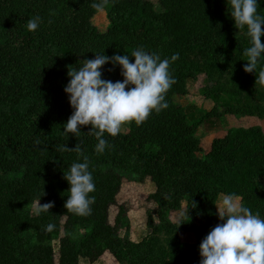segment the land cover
Instances as JSON below:
<instances>
[{
  "label": "trees",
  "instance_id": "16d2710c",
  "mask_svg": "<svg viewBox=\"0 0 264 264\" xmlns=\"http://www.w3.org/2000/svg\"><path fill=\"white\" fill-rule=\"evenodd\" d=\"M94 3L101 6L93 7ZM159 3L162 11H156L148 0H0V264H55L54 249L48 242L60 232L65 235L57 239V264H78L80 259L94 263L105 253L119 264H166L153 254L154 244L131 242L123 206L118 207L114 223L109 221L108 211L116 203L122 178L136 184L150 181L156 187L147 198L159 209L158 224L147 214L152 234L163 230L179 237L202 231L191 248L179 243L171 249L170 264H199L198 246L219 222L217 199L228 193L224 181H215L236 164L232 152L241 137L213 139L204 152L197 132L211 114L194 118L174 98L185 96L195 81V70L184 66L188 52L198 51L219 72H225L229 25L218 16L216 0ZM59 6L65 15L55 20L53 10ZM101 11L109 22L104 36L92 23ZM37 15L42 23L30 32L27 21ZM107 36L122 39L116 51L120 54L131 55L143 46L161 58L179 53V59L170 65L175 83L166 94L168 108L153 113L139 126L131 123L125 134H106L110 147L97 154V140L88 133L90 126H82L75 136L62 132L72 113L63 88L69 79L68 67L78 68L82 60L95 54L112 56V49L100 45ZM110 68L113 70L108 71ZM102 74L113 82L123 79L119 66L113 68L110 63L102 66ZM227 112L236 117L252 115L241 108H228ZM242 131L256 145L264 146L258 128ZM65 144L69 149L81 147L93 174L95 191L90 195L95 202L86 217L64 208L69 185L63 173L72 160L82 162L78 153L60 150ZM262 147L256 152L260 154ZM259 177L264 179V174L253 176L252 189L245 181L237 195L250 209L253 205V214L264 219V193L256 182ZM39 196V203L53 202V207L36 217L27 205ZM182 203L190 219L185 215L181 225V221H165L162 213L178 211ZM48 223L55 224L52 232L44 230ZM76 231L81 234L74 239Z\"/></svg>",
  "mask_w": 264,
  "mask_h": 264
},
{
  "label": "clouds",
  "instance_id": "9594fccd",
  "mask_svg": "<svg viewBox=\"0 0 264 264\" xmlns=\"http://www.w3.org/2000/svg\"><path fill=\"white\" fill-rule=\"evenodd\" d=\"M229 2L235 28L245 30L250 38V46L245 49L247 60L243 71L255 74L258 65L264 63V43L261 42L264 16L258 14L259 5L264 0ZM92 6L101 5L94 3ZM41 23L42 18L34 16L27 21V30L35 32ZM177 59L179 53L161 58L159 53L138 46L131 55L109 57L103 53L95 54L94 58L82 60L78 68L68 67L69 79L63 91L72 113L63 124L62 132L75 136L81 133L82 126H90L88 133L97 140L95 151L102 154L110 147L106 134L116 137L125 126L131 123L139 126L153 113L168 108L166 94L175 83L170 65ZM109 63L113 68L119 66L122 80L113 82L103 78L102 66ZM258 82L264 83V69L258 72ZM60 150L74 151L82 158V162L72 163L63 173V179L69 185L64 208L77 216H89L95 202V197L90 195L95 191V183L88 157L79 145L69 149L65 144ZM41 196L36 198L32 207V214L36 217L49 213L53 207V202L39 203ZM216 210L219 222L198 246L199 264H264V219L253 214L236 193L221 194ZM185 215L190 219L188 209L180 213L179 225L183 224ZM54 229L55 224L48 223L44 230L52 232Z\"/></svg>",
  "mask_w": 264,
  "mask_h": 264
},
{
  "label": "rangeland",
  "instance_id": "374dc122",
  "mask_svg": "<svg viewBox=\"0 0 264 264\" xmlns=\"http://www.w3.org/2000/svg\"><path fill=\"white\" fill-rule=\"evenodd\" d=\"M148 1L154 4L156 11L163 10L159 0ZM216 3L218 16L229 25V32L225 39L227 68L225 72H219L212 66L211 60L202 57L198 51L188 52L184 66L195 70V81L187 87V94L183 97L174 98V102L185 107L187 112L192 114L194 118L202 116L205 112L211 114L197 132V137L204 152L210 149L213 139H222L227 135L230 138L241 137L237 142L240 145L236 146L237 150L232 152V157L236 164L232 170L224 171L215 181L216 183L224 181L226 183L223 188L224 191L237 194L242 187H245V181L248 182L249 188L252 189L253 176L259 173L264 174V146L262 147V143L256 145V142L249 139L246 133L242 131L258 128L264 138V83L258 82V72L264 69V63L258 65L257 73L255 74L243 71L247 60L245 49L250 46V38L245 34V30L235 28L234 21L230 16L231 7L229 0H216ZM259 6L258 14L264 16V2L260 3ZM64 12L62 6L54 9L55 20L62 19L65 15ZM92 23L102 36L107 34L109 22L105 12L101 11L96 14L92 19ZM262 28H264V25H262ZM163 39L168 42L167 38ZM261 42L264 43V36L261 37ZM120 44H122V39L117 36H107L100 40V45L106 49H112L114 52L112 55L120 54L116 52ZM163 50H167V48L164 47ZM228 108H241L252 115L236 117L227 112ZM130 125L125 126L121 133H127ZM259 146L262 147L260 154L256 152ZM68 159L70 158L66 157V160ZM72 163H74L73 160L70 164ZM256 182L260 187L259 191L264 193V179L259 177ZM241 183L242 186L240 185ZM155 192L156 187L150 181L136 184L122 178L116 196V203L108 211L109 221L112 224L114 223L118 207L123 206L129 218V239L131 242L136 244L145 240L149 244H154L155 251L153 254L163 259L166 264H170L173 257L171 251L174 247L173 245L185 244L186 247L191 248L196 238H200L203 234L202 231H197L195 235L182 233L177 237L175 233L163 232V230L152 234V229L147 225V214H151L153 221L158 224L159 209L155 204L149 202L147 198ZM220 198L221 195L217 199L216 206H218ZM33 205H27L31 214ZM252 207L251 209H253ZM183 210L184 204L182 203L180 210L166 211L162 214H164L165 221L176 224L180 221V213ZM260 218L263 219L262 217ZM80 234V232L76 231L72 234V238L77 239ZM64 235V232H60L57 237L48 242L54 249L55 264H57L58 259L57 239ZM120 235L123 236V229L120 230ZM106 256H108V260L113 259L107 253Z\"/></svg>",
  "mask_w": 264,
  "mask_h": 264
},
{
  "label": "crops",
  "instance_id": "0c3cea01",
  "mask_svg": "<svg viewBox=\"0 0 264 264\" xmlns=\"http://www.w3.org/2000/svg\"><path fill=\"white\" fill-rule=\"evenodd\" d=\"M105 256H106V253L98 261H96L94 263H89L86 259H80L78 264H119L116 262V260L113 257H112L113 258L112 260H108L107 259L108 256H106V257Z\"/></svg>",
  "mask_w": 264,
  "mask_h": 264
}]
</instances>
